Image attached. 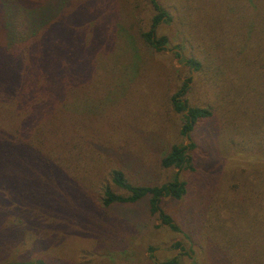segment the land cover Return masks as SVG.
<instances>
[{"label": "trees", "instance_id": "1", "mask_svg": "<svg viewBox=\"0 0 264 264\" xmlns=\"http://www.w3.org/2000/svg\"><path fill=\"white\" fill-rule=\"evenodd\" d=\"M221 2L235 29L224 33L227 46L219 49L220 60L213 61L207 49L199 58L204 65L198 58L183 57L181 68L190 69L194 76L179 82L167 101L171 113L180 117L178 136L189 144L153 142L159 167L174 170L167 182L155 185L135 184L126 177L127 169L117 159L120 153L111 146L122 135L105 121L112 120L117 104L109 109L104 96L111 92L121 102L132 79L122 67L117 69V63H109L106 72L91 66V59L106 57L101 44L112 46L111 53L117 55L114 22L105 27L107 32L100 33L94 23L87 28L93 20L90 0H0V264H52L37 249L56 247L61 238L76 232L71 226L81 222H86L89 238L96 228L102 234L98 219L112 220L118 217L116 210L134 219L142 206L176 232L177 226L160 205L164 198L179 201L187 195L189 183L180 173H196L188 151L193 133L204 126H208L206 141H214L216 160L241 154L264 160V0ZM149 4L153 14L138 25L137 37L118 23L121 33L138 39L147 51L162 52L167 38L157 35V27L171 18L156 0ZM203 90L208 95L205 103L192 105L188 95ZM95 103L94 108L109 112L97 126L89 127V114H83L81 107L93 111ZM239 117L246 120L240 123L244 130L238 128ZM232 129L244 137L237 133L241 140L228 139ZM101 166L107 169L103 176ZM236 175L225 172L223 183L221 177L209 182L212 189L200 184L198 191L207 193L201 215L204 224L199 225L205 234L203 246L209 258L218 254L216 261L264 264V172L257 176L251 194L250 188L243 187L245 176L236 180ZM106 176L120 193L103 184ZM214 188L212 200L220 208L212 212ZM221 210L227 211L221 214ZM195 217L200 219L199 214ZM226 221H233L236 236L226 231ZM25 245H30L29 250ZM21 247L23 258L9 259Z\"/></svg>", "mask_w": 264, "mask_h": 264}, {"label": "rangeland", "instance_id": "2", "mask_svg": "<svg viewBox=\"0 0 264 264\" xmlns=\"http://www.w3.org/2000/svg\"><path fill=\"white\" fill-rule=\"evenodd\" d=\"M90 1H93L91 6L93 20H89L86 27L90 28L94 23L95 29L100 33L107 32L105 27L109 26L112 21L114 22L112 31L117 35L119 41L116 46L117 55L111 53L112 46L101 44L99 47L101 50L106 49V57L98 59L92 57L91 66H95L97 69L105 68L107 72L110 65L113 66L114 63H117V69L122 67V70H126L132 79L131 87L127 88L128 86L124 85L127 89L121 102L119 99H115L116 95H110L111 92H107L104 96L103 103L109 106V109L117 104L111 115L112 120L106 119L105 121L108 126H112L122 135V140L112 142L111 146L118 149L120 154L117 159L127 169L126 177H129L133 183L160 185L173 176L174 170L159 167L155 151L157 144L153 142L165 140L169 144H189L188 139L178 136L180 117L171 113L167 101L168 96L179 85V82L194 76L190 69L181 68L184 65L182 59L184 56L202 58L207 49L213 61L220 60L219 49L227 46L224 33L234 30L236 24L231 28V24L225 16L227 11L221 0H203V3L197 0H156L171 19L160 23L157 27V35L167 38V44L163 46L164 50L149 52L138 39H131L130 36L121 33L118 23L121 21V25L125 28L124 31L131 30L130 32L135 34L133 36L137 37L135 32L138 25L145 24L148 17L153 14L149 0ZM89 34L86 30L85 35L89 36ZM103 36L105 39L106 35ZM201 42L206 48L203 49ZM173 53H178V56ZM221 60L224 61V57ZM199 62L205 64L202 59H199ZM108 77L110 76H106V78ZM204 91L206 90L198 95H188L189 102L192 105L202 106L206 101L205 97L208 96ZM207 102L210 104V99H207ZM91 106H93L94 112L84 104H82L81 112L89 114L90 124H86V126L94 127L100 123L99 121L109 112V109L102 113L100 107L94 108L97 106L96 103ZM241 112L242 109L239 108L238 115ZM242 117H239L237 122H239L238 128L244 130L245 126L240 123L242 121L245 123L246 120ZM207 128L208 126H204L193 133V147L188 151L194 157L193 168L196 173H180V178L189 183L187 195L179 201L170 202L168 198H164L160 205L161 212L170 216L172 223L177 226L176 232L169 230L167 225L162 223L159 215L147 214L142 206H138L134 219L128 217L127 214L124 216L122 211L118 214L117 210L115 216L118 217H113L112 220L99 218L98 220L103 225V227L101 226L102 234H99L98 228H96L95 236H92L95 233L93 231L89 238L86 233V231L88 232L86 222H81L72 225L71 228L76 232L61 238V242L56 247L47 246L46 249H37L38 252L41 255L45 254L49 258L46 259L52 264H228L222 259L216 261L218 254L214 253L209 258V253L205 252L203 246L205 234L199 225L204 224L202 216L204 215L203 208L207 193L199 192V188L203 184L212 189L208 185L210 181L214 183L217 177H221V184L224 182L222 174L236 172V180H240L239 176H245L247 182H242L243 187L250 188L252 191L249 194H251L257 176L264 172V160L250 154H248L249 156L241 154L240 157H219V160H216L214 158L216 153L212 151L214 141H206L204 137ZM212 130L215 134V129L212 128ZM232 130L234 131L232 138L228 139L237 140L239 138L241 140L240 137H237L238 132ZM239 132L238 135L244 137L243 132ZM234 133L236 134L234 135ZM245 140L243 139L241 142L244 143ZM100 170L102 176L105 174L104 171H107L102 166ZM196 182H199V186ZM104 183L113 192L117 190L109 183L107 176ZM215 192L214 188L211 200ZM118 193L120 192L118 191ZM93 207L94 205L89 209L93 210ZM210 207L212 212L220 208L214 199L211 201ZM224 211L221 210V214H224ZM196 214L200 215V219L195 217ZM208 214L206 217H209ZM122 219H127L129 223ZM215 220L212 217V221L215 222ZM231 222L233 223V221H226L223 225L226 231L236 236L235 225ZM89 224L91 225V221ZM29 242L30 240L27 243ZM38 242L41 241L38 240ZM176 243L178 246L175 245ZM39 245L41 247L43 244ZM25 247L29 250L30 245H25ZM200 247L202 252H199ZM252 250L253 245H250L247 252L249 256L254 254ZM21 251L22 247L14 252L9 259L16 261L23 258L20 253L24 252ZM27 253L31 257L34 256L33 252ZM19 256L21 257L19 258ZM245 256L247 255L245 254Z\"/></svg>", "mask_w": 264, "mask_h": 264}]
</instances>
